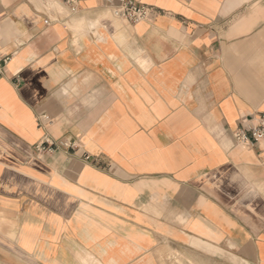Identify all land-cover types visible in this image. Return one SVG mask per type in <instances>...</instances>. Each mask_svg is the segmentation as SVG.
Returning <instances> with one entry per match:
<instances>
[{
    "label": "crops",
    "instance_id": "0c3cea01",
    "mask_svg": "<svg viewBox=\"0 0 264 264\" xmlns=\"http://www.w3.org/2000/svg\"><path fill=\"white\" fill-rule=\"evenodd\" d=\"M76 1L0 0V264H264V0Z\"/></svg>",
    "mask_w": 264,
    "mask_h": 264
},
{
    "label": "built area",
    "instance_id": "2783aa9c",
    "mask_svg": "<svg viewBox=\"0 0 264 264\" xmlns=\"http://www.w3.org/2000/svg\"><path fill=\"white\" fill-rule=\"evenodd\" d=\"M70 6L72 11H77L76 0H65ZM151 8L140 0H120V5L114 8V15L119 18H123L130 23H138L146 20L150 15ZM2 16L0 14V20ZM10 60V57L0 59V76L4 72L5 64ZM248 128L241 127L234 134L235 141L246 145H254L264 141V112H260L257 116L251 118ZM256 121V123H254ZM46 144H50V141H45ZM40 150L45 149V144L40 145ZM52 150V147L48 148ZM86 159L90 156L86 155Z\"/></svg>",
    "mask_w": 264,
    "mask_h": 264
}]
</instances>
